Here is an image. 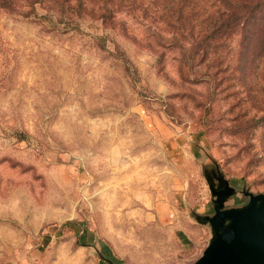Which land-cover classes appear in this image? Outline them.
I'll list each match as a JSON object with an SVG mask.
<instances>
[{
    "label": "rangeland",
    "instance_id": "1",
    "mask_svg": "<svg viewBox=\"0 0 264 264\" xmlns=\"http://www.w3.org/2000/svg\"><path fill=\"white\" fill-rule=\"evenodd\" d=\"M109 4L111 19L75 0L0 9V264L24 232L192 264L212 236L205 171L236 189L227 207L264 193V59L240 68L237 32L203 58L215 0Z\"/></svg>",
    "mask_w": 264,
    "mask_h": 264
},
{
    "label": "water",
    "instance_id": "2",
    "mask_svg": "<svg viewBox=\"0 0 264 264\" xmlns=\"http://www.w3.org/2000/svg\"><path fill=\"white\" fill-rule=\"evenodd\" d=\"M216 172V173H215ZM214 213L195 214L196 220L209 224L212 236L201 256L192 264H264V193L244 189L248 201L239 206L227 207L226 202L236 189L218 170L205 171ZM215 177L218 186H215ZM98 255L114 264L96 247Z\"/></svg>",
    "mask_w": 264,
    "mask_h": 264
},
{
    "label": "trees",
    "instance_id": "3",
    "mask_svg": "<svg viewBox=\"0 0 264 264\" xmlns=\"http://www.w3.org/2000/svg\"><path fill=\"white\" fill-rule=\"evenodd\" d=\"M75 1L81 8L90 12H100L101 17L109 19L108 12H111L109 3L115 0ZM47 2L67 7L74 6V0H0V9L30 17L33 14L37 15L38 5ZM215 2L218 3L217 9L208 17L209 25L205 28L206 32L203 37L206 40V46L203 48V58L209 55L207 46L215 51L212 53L214 60L219 58L220 54H217V49L226 43L233 33L237 32L239 33L238 58L240 68L257 72L264 59V0H215ZM195 54L196 52L192 57L193 59ZM234 58L235 55H229L230 61ZM259 72L264 71L260 70Z\"/></svg>",
    "mask_w": 264,
    "mask_h": 264
},
{
    "label": "crops",
    "instance_id": "4",
    "mask_svg": "<svg viewBox=\"0 0 264 264\" xmlns=\"http://www.w3.org/2000/svg\"><path fill=\"white\" fill-rule=\"evenodd\" d=\"M72 232L76 229L71 227ZM54 230L55 227L50 228ZM25 233V232H24ZM24 233L16 235V240L23 241V244L13 252H8L7 256H12L1 264H110L107 260L97 256H92L86 246L80 248L74 244V234L70 233V237L62 244L49 248L50 236H43L41 242L34 244L35 239H31V235L25 238ZM81 244H89L91 247L94 237L90 232H84L80 237ZM29 243H25L28 242ZM82 247V246H81ZM103 255L110 258L114 264H120V260L115 256H111L106 250L101 248Z\"/></svg>",
    "mask_w": 264,
    "mask_h": 264
},
{
    "label": "flooded vegetation",
    "instance_id": "5",
    "mask_svg": "<svg viewBox=\"0 0 264 264\" xmlns=\"http://www.w3.org/2000/svg\"><path fill=\"white\" fill-rule=\"evenodd\" d=\"M216 173V172H215ZM212 180H214V184H215V186H218V180L215 178V177H212Z\"/></svg>",
    "mask_w": 264,
    "mask_h": 264
}]
</instances>
